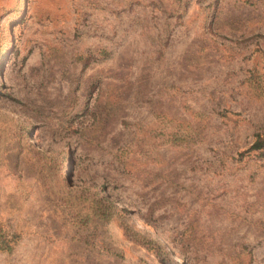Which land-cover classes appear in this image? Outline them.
Segmentation results:
<instances>
[{"label":"rangeland","instance_id":"obj_1","mask_svg":"<svg viewBox=\"0 0 264 264\" xmlns=\"http://www.w3.org/2000/svg\"><path fill=\"white\" fill-rule=\"evenodd\" d=\"M0 264H264V0H0Z\"/></svg>","mask_w":264,"mask_h":264},{"label":"trees","instance_id":"obj_2","mask_svg":"<svg viewBox=\"0 0 264 264\" xmlns=\"http://www.w3.org/2000/svg\"><path fill=\"white\" fill-rule=\"evenodd\" d=\"M108 205H110V207H115V205L112 203V201H108ZM99 209H100L99 207H97L96 209H92V210L88 209L87 217L91 216L92 218L93 217L100 218L99 216H102V215H100L101 213H99Z\"/></svg>","mask_w":264,"mask_h":264}]
</instances>
